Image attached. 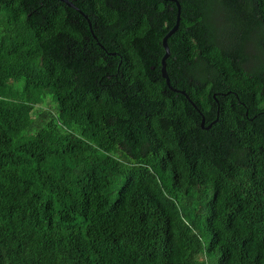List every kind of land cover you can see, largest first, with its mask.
<instances>
[{"label":"trees","instance_id":"obj_1","mask_svg":"<svg viewBox=\"0 0 264 264\" xmlns=\"http://www.w3.org/2000/svg\"><path fill=\"white\" fill-rule=\"evenodd\" d=\"M69 1L0 0V264H264V0H177L176 91L174 2Z\"/></svg>","mask_w":264,"mask_h":264},{"label":"water","instance_id":"obj_2","mask_svg":"<svg viewBox=\"0 0 264 264\" xmlns=\"http://www.w3.org/2000/svg\"><path fill=\"white\" fill-rule=\"evenodd\" d=\"M58 1L64 3L67 7L73 8L76 11H78L87 20L88 27L91 30V23L87 19V16L83 12H81L79 9H77L72 2H70L69 0H58ZM167 1H171V2L175 3V5H176V18H175L174 25L163 36V38L161 40V46L163 48L164 53H163V55H162V57L160 59V74H161V77L164 79L167 87L172 89L173 91H176L173 88H171V86L169 84V78H168V75H167V72H166V68H165L166 67L165 61H166L167 57L169 56V49H168V46H167V39L177 29L178 24H179L180 5H179L177 0H167ZM92 36L96 40V37L93 34H92ZM177 92H180L181 94L185 95V93L183 91H177ZM185 97L187 98L186 95H185ZM190 103L195 107V105L191 101H190ZM203 122H204V119L202 117L201 126H203ZM209 126H207V128H209Z\"/></svg>","mask_w":264,"mask_h":264}]
</instances>
